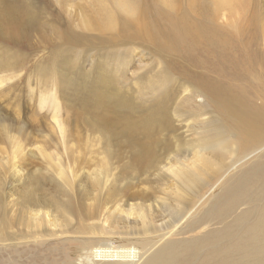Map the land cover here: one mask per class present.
<instances>
[{"label": "rangeland", "instance_id": "1", "mask_svg": "<svg viewBox=\"0 0 264 264\" xmlns=\"http://www.w3.org/2000/svg\"><path fill=\"white\" fill-rule=\"evenodd\" d=\"M124 1L134 13L117 0H0L3 10L26 3L38 13L33 27L18 26L16 41L0 37V198L10 221L0 264H96V246L136 248L162 239L176 248L199 243L174 264H217L220 256L233 264H264V256L255 259L240 247L249 229L259 236L246 249L264 245V173L258 180L250 175L264 167V131L256 137L239 131L221 104L232 98L264 118V0H231L223 7L214 0ZM99 3L114 28L98 16ZM1 23L11 32L4 18ZM67 43L72 50L66 47L57 59ZM97 59L96 75L89 71ZM71 65L94 77L93 89H85L86 107L55 86ZM112 88L123 98L121 107L113 108ZM52 102L64 139L51 127ZM120 112L134 128L139 123V149L150 162L142 164L125 145L111 148L108 180L119 178L117 193L97 194L92 182L106 150L88 146L93 136L83 127L112 123ZM1 125L19 145L10 144ZM144 140L149 143L142 146ZM61 174L72 183L81 217L73 215L70 224L53 206L21 203L27 177L56 195ZM235 183L240 189L228 203ZM80 224L95 231L81 233ZM93 234L100 243L87 248Z\"/></svg>", "mask_w": 264, "mask_h": 264}, {"label": "bare ground", "instance_id": "2", "mask_svg": "<svg viewBox=\"0 0 264 264\" xmlns=\"http://www.w3.org/2000/svg\"><path fill=\"white\" fill-rule=\"evenodd\" d=\"M127 2H125L124 0H117V5L118 7H120L121 10L124 9L128 13H134V9H130L128 7ZM214 2L218 3L220 6L223 7L228 5L231 2V0H214ZM25 4L5 10L2 9L3 7H0V33H1L0 37L4 36L8 41H16L20 35L17 32L18 26L22 27L25 24L28 28H31L35 25V19L37 18L38 13H35L33 11L32 4H26V5ZM97 9H98V16H102L104 22H106L107 25L111 27V29L114 28L115 21L108 14L106 8L99 3L97 4ZM3 18L8 23L6 26L9 29L11 28V32L1 23ZM3 29L5 30L4 34H3ZM66 47L72 50L71 48L73 46L72 44L67 43L65 45V49L63 50V52H61V54L56 55L57 59H59L60 57L63 58V56L67 54L68 49ZM92 61L93 60L90 61L91 69L89 72L96 71V75H97L99 69L101 68V62L99 59L95 60V62ZM77 67L78 66L75 67L71 65L68 70L58 75L57 80H55V86L62 94H64L65 98L69 97L71 100H74L73 102L75 103L81 102L82 105L86 107L88 104L85 103V98L86 96H88V93H86L85 89L86 87L93 89L94 77H91L90 75L91 73L89 74V72L82 74L81 72H79V70L75 69ZM118 68L119 67H116L113 70H117V73H122L121 71H119ZM113 70L111 74L113 73ZM69 72L71 73V76L68 75ZM100 75H103V73L101 72ZM40 78L50 79L45 75L43 76L40 75ZM106 80L107 79H104L103 77H98V82H104ZM111 81L109 80V82ZM109 93L111 96L110 101H112L113 108H115V106L121 107L122 104L120 103V101L123 98L119 95V93L114 92L113 88ZM221 104L225 107L224 117L226 119H233L236 122V126L239 131L243 132L244 134L250 137H256L257 135H259L261 132L264 131V118L262 116L255 115L249 112L244 107L236 106L232 98L222 101ZM52 106L54 107L53 110L54 113L52 115L51 127L54 128L55 134H58L60 137L62 136V138L64 139L63 136L64 125L62 122L59 121L57 114L59 108H57V105H55L54 102H52ZM128 116L129 115L127 112L124 113L120 112L119 115L113 116L114 121L112 123L117 126L119 133L117 132L115 127L111 125L112 123L105 124L102 122L88 121V124H85V126L83 127V129L87 131V133H90V135L93 136V139L92 138L87 139L86 144L91 147L97 146V147H101L102 150H106L103 158V169L100 173V177L98 176L92 182V191L97 194H99L101 190H103L106 194L110 193V195L117 193V188L115 186V183L118 181L119 178L116 176H112L111 180H108V177L111 175L109 170L110 168L109 158L112 155V152L110 150L111 148L117 147L119 145H125L126 147L134 151L133 154L135 158H139V157L142 158V164H148L150 162L147 158V156L150 154L148 152H145L143 149H139V123L134 128L135 124L134 125L129 124L127 120ZM1 129H2L1 132L5 134L6 138L10 139L11 145L16 146L20 144V142L17 139H15L13 136L11 137V135L8 134L9 133L8 126L1 125ZM18 130H20L19 132L20 136L27 135L23 127H19ZM142 134L144 136L143 138H145L146 140L150 139V133L147 134L145 131L142 130ZM41 136L44 138L45 141L51 140L50 136L47 135H41ZM220 138H221L220 135L218 133H215V137L213 138V140L216 139L219 140ZM146 140H144L142 146H145L149 143ZM137 163H139V160ZM137 166L138 164L134 165L131 169L136 168ZM263 173H264V167L254 169L250 175L252 180L257 178L261 179ZM103 177H104V182L108 183V185H105L104 188H102ZM23 184L26 187V189L21 201L22 206L38 207L39 205H44V204L53 206L60 213L64 221L69 224L71 221L70 219L73 215H76V218L77 216H79L77 214V212L79 213V211H77L74 208V199L72 196V190H73L72 183L67 180V176L65 174H61L60 176V182L57 187L58 191L56 195L55 194L48 195L42 192V188L40 186L41 183L39 182V179L36 178L35 176H32V178L27 177V179L24 181ZM239 189H240V184L235 183L231 185V187L227 192L226 202L228 203L233 202L235 200L236 193ZM2 200L4 201V198H0V227H1L0 244L9 242L6 241L7 238L5 234H3V231L5 230L6 227H9V223H10V221L5 218V214L2 209L3 206ZM260 221L262 222L261 227H263L264 213L262 214ZM64 227H66V225H64ZM82 228H85V231L84 230L81 231ZM86 230L88 231L86 233L87 235L95 231L91 227L86 228V226H81L80 224L79 231L81 233H85ZM245 234L247 235L245 238L246 241L240 244L243 253L255 259L263 257L264 245L254 247L253 249L250 248L246 249L247 247H249L247 245V241H253L259 236L258 229H249ZM98 238L99 237H96L93 234L91 235V239L84 241L85 242L84 244L87 245V248H89L93 243L95 244L96 241L98 242L97 240ZM158 241L159 242L151 243L148 246L139 245V247L136 248L134 247L115 248L113 246L104 247L106 245H104L103 247L96 246L95 247L96 249L93 250L94 252L92 253L94 255V258L98 260L96 264H174L177 257L185 259L186 256H188L192 252L194 245L199 244V243H193L191 245L190 244L185 245L184 243H182L180 246L176 248L175 246L173 247V243H168L166 241H163V239ZM175 250L177 251V254L174 253ZM139 253H142L140 257H139ZM216 262L217 264H233L232 261H227L226 258L223 256L216 258L214 260V263ZM88 264L90 263L88 262ZM202 264H209L208 260H204Z\"/></svg>", "mask_w": 264, "mask_h": 264}]
</instances>
